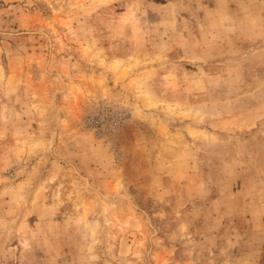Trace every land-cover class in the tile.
I'll use <instances>...</instances> for the list:
<instances>
[{
	"label": "rangeland",
	"instance_id": "1",
	"mask_svg": "<svg viewBox=\"0 0 264 264\" xmlns=\"http://www.w3.org/2000/svg\"><path fill=\"white\" fill-rule=\"evenodd\" d=\"M0 264H264V0H0Z\"/></svg>",
	"mask_w": 264,
	"mask_h": 264
}]
</instances>
